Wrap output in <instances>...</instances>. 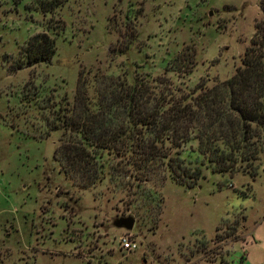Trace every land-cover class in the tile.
<instances>
[{
  "label": "rangeland",
  "instance_id": "rangeland-1",
  "mask_svg": "<svg viewBox=\"0 0 264 264\" xmlns=\"http://www.w3.org/2000/svg\"><path fill=\"white\" fill-rule=\"evenodd\" d=\"M57 1L0 0V264H264V139L253 176L243 163L212 171L195 139L164 142L187 174L199 171L188 187L164 157L143 170L101 149L100 179L78 188L52 154L78 72L90 96L102 74L190 102L240 66L262 17L257 0ZM41 32L53 54L26 66L22 49ZM184 51L192 65L170 66ZM126 216L130 229L113 225ZM123 237L134 249L119 246Z\"/></svg>",
  "mask_w": 264,
  "mask_h": 264
},
{
  "label": "trees",
  "instance_id": "trees-1",
  "mask_svg": "<svg viewBox=\"0 0 264 264\" xmlns=\"http://www.w3.org/2000/svg\"><path fill=\"white\" fill-rule=\"evenodd\" d=\"M257 5L262 17L254 22L240 66L190 102L174 96L166 86L156 91L140 78L126 83L102 74L93 75L90 96L87 80L78 72L71 106L57 117L62 134L52 154L63 176L75 187L92 186L100 179L92 153L105 149L143 170L164 157L172 178L188 187L200 177L199 171L187 174L162 147L166 142L169 148H177L190 138L196 140L212 171L232 172L243 163L245 172L253 176L250 167L264 139V0H257ZM53 51V40L44 32L36 33L22 49L25 65L48 61ZM175 62L183 71L192 65L186 51L176 55L170 66ZM217 238L215 233L213 240Z\"/></svg>",
  "mask_w": 264,
  "mask_h": 264
},
{
  "label": "water",
  "instance_id": "water-1",
  "mask_svg": "<svg viewBox=\"0 0 264 264\" xmlns=\"http://www.w3.org/2000/svg\"><path fill=\"white\" fill-rule=\"evenodd\" d=\"M132 222H133V220L129 216H126V217H118V218L114 219L113 225L115 227H119V228H123L125 230H128V229L131 228Z\"/></svg>",
  "mask_w": 264,
  "mask_h": 264
},
{
  "label": "built area",
  "instance_id": "built-area-1",
  "mask_svg": "<svg viewBox=\"0 0 264 264\" xmlns=\"http://www.w3.org/2000/svg\"><path fill=\"white\" fill-rule=\"evenodd\" d=\"M119 246L125 250H131L135 247L134 243L128 240L126 237L119 239Z\"/></svg>",
  "mask_w": 264,
  "mask_h": 264
}]
</instances>
